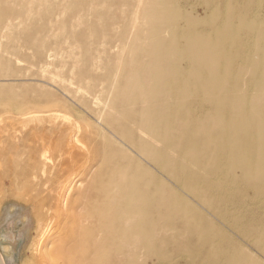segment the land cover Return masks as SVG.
Wrapping results in <instances>:
<instances>
[{
    "label": "bare ground",
    "instance_id": "obj_1",
    "mask_svg": "<svg viewBox=\"0 0 264 264\" xmlns=\"http://www.w3.org/2000/svg\"><path fill=\"white\" fill-rule=\"evenodd\" d=\"M6 52L0 264H264V0H0Z\"/></svg>",
    "mask_w": 264,
    "mask_h": 264
},
{
    "label": "rangeland",
    "instance_id": "obj_2",
    "mask_svg": "<svg viewBox=\"0 0 264 264\" xmlns=\"http://www.w3.org/2000/svg\"><path fill=\"white\" fill-rule=\"evenodd\" d=\"M23 51L26 52L24 49ZM5 55L13 62V65L10 69L0 66V84L10 87H23L24 89H32L34 86L50 88L49 84L47 83V74L41 70L40 65L31 64L27 60H24L23 57L14 55L10 52H6ZM2 235L3 233H0V253H2V255L5 257L12 254V251L8 253H4L2 251V246L6 244L2 238ZM23 252L24 248L22 243H20L18 248L19 261H21V258L25 256L23 255Z\"/></svg>",
    "mask_w": 264,
    "mask_h": 264
}]
</instances>
